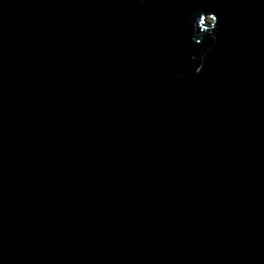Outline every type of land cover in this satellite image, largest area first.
<instances>
[{
	"label": "water",
	"instance_id": "obj_1",
	"mask_svg": "<svg viewBox=\"0 0 264 264\" xmlns=\"http://www.w3.org/2000/svg\"><path fill=\"white\" fill-rule=\"evenodd\" d=\"M0 264H264V0H0Z\"/></svg>",
	"mask_w": 264,
	"mask_h": 264
},
{
	"label": "clouds",
	"instance_id": "obj_2",
	"mask_svg": "<svg viewBox=\"0 0 264 264\" xmlns=\"http://www.w3.org/2000/svg\"><path fill=\"white\" fill-rule=\"evenodd\" d=\"M194 16H198V19L196 20V24L194 27H198L200 29V32L198 33L200 39L196 40L197 44H200L202 41L205 39H210L211 41L215 42L216 41V26L218 22V18L215 13L213 12H204L201 11L199 13L194 14ZM205 17H208V23L211 24V27L208 28L207 30H204L201 26L204 23ZM214 21V23H213ZM211 51V48H206L202 53H201V60H203L204 55ZM196 73H199L201 71V67L196 68Z\"/></svg>",
	"mask_w": 264,
	"mask_h": 264
}]
</instances>
